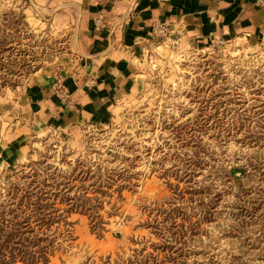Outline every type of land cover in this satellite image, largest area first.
I'll list each match as a JSON object with an SVG mask.
<instances>
[{
    "label": "rangeland",
    "instance_id": "rangeland-1",
    "mask_svg": "<svg viewBox=\"0 0 264 264\" xmlns=\"http://www.w3.org/2000/svg\"><path fill=\"white\" fill-rule=\"evenodd\" d=\"M63 6L0 0L2 106L70 53ZM152 39L173 63L113 90L96 120L74 110L29 134L0 171V264H264V30Z\"/></svg>",
    "mask_w": 264,
    "mask_h": 264
},
{
    "label": "crops",
    "instance_id": "crops-1",
    "mask_svg": "<svg viewBox=\"0 0 264 264\" xmlns=\"http://www.w3.org/2000/svg\"><path fill=\"white\" fill-rule=\"evenodd\" d=\"M39 1L50 4V0ZM61 1L63 8L53 10L66 9L65 14L56 15L66 21L64 28L74 31L73 48L49 66L46 74L31 77L14 104H0V171L25 154L29 134L64 125L74 110L81 119L96 120L100 101H107L113 90L136 89L148 72L163 71L173 63L163 44L168 40L158 43L148 32L154 22L178 27L169 40L177 36L195 47L264 30V0ZM56 82L76 106L69 112L54 95Z\"/></svg>",
    "mask_w": 264,
    "mask_h": 264
},
{
    "label": "built area",
    "instance_id": "built-area-1",
    "mask_svg": "<svg viewBox=\"0 0 264 264\" xmlns=\"http://www.w3.org/2000/svg\"><path fill=\"white\" fill-rule=\"evenodd\" d=\"M259 4L261 5V2H259ZM149 29L154 37L164 39H169L173 34H175V32H177V27L164 21L154 22L151 24ZM58 90L63 89L59 88Z\"/></svg>",
    "mask_w": 264,
    "mask_h": 264
},
{
    "label": "trees",
    "instance_id": "trees-1",
    "mask_svg": "<svg viewBox=\"0 0 264 264\" xmlns=\"http://www.w3.org/2000/svg\"><path fill=\"white\" fill-rule=\"evenodd\" d=\"M30 201H31V199H30ZM35 206H36V204L35 203H32V202H30V213L31 212H34V211H39V208L36 206V208H35ZM44 211V209L42 210V212ZM31 215V214H30ZM46 214H44V213H42L40 216H38L39 217V222H43V217L45 216Z\"/></svg>",
    "mask_w": 264,
    "mask_h": 264
}]
</instances>
